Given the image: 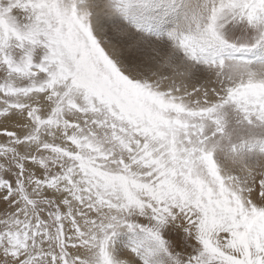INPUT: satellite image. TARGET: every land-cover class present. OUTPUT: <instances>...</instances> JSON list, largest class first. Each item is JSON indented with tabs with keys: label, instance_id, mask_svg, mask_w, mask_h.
I'll return each instance as SVG.
<instances>
[{
	"label": "snow or ice",
	"instance_id": "1",
	"mask_svg": "<svg viewBox=\"0 0 264 264\" xmlns=\"http://www.w3.org/2000/svg\"><path fill=\"white\" fill-rule=\"evenodd\" d=\"M0 264H264V0H0Z\"/></svg>",
	"mask_w": 264,
	"mask_h": 264
}]
</instances>
